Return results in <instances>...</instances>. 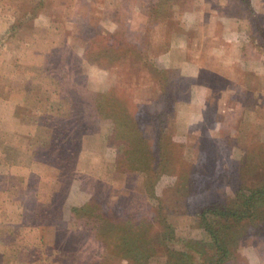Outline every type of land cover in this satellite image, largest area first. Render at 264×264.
Wrapping results in <instances>:
<instances>
[{"label":"rangeland","instance_id":"1","mask_svg":"<svg viewBox=\"0 0 264 264\" xmlns=\"http://www.w3.org/2000/svg\"><path fill=\"white\" fill-rule=\"evenodd\" d=\"M147 1L129 0L130 3L125 1L120 5V2L116 4L112 0H79L81 4L78 0H0V30L4 24L1 17L4 20L7 18L8 22L5 31L0 34V44L8 38L20 42L29 41L31 38H42L47 41L51 49L58 50V57L56 55L54 59L56 61L59 58L61 68L57 73L49 70L41 73L40 69L47 58L43 56L46 48L39 44L29 47L22 45V49L12 51L20 57L10 51L6 52L0 57V65L7 62L9 71L12 68L16 70L15 64L20 62L37 67L36 72L41 75L38 76L41 82L40 89L36 91L39 97L41 87L49 88L59 77L62 80L68 78V81H65L63 95L68 94L72 99L70 101L74 110L68 112L65 99L50 94L43 108L51 117L50 126L36 127L33 130L35 145L39 149L35 152V158L44 161L42 164H37L27 155L26 157L17 155L22 162L30 161L35 174L49 178L55 174L53 169L45 165L48 154L42 142H45L47 137L50 141L55 140L68 146L71 136L68 124H78L77 131L84 129V115L88 111L86 104L79 99H83V96L86 98L85 91L79 84L73 89L70 88V82H84L89 88L98 92L110 84H118L116 85L118 91L126 88L129 95L137 99L136 101L147 102L155 94L157 96L160 89L158 84L148 79L149 70L144 63L149 61L163 71L162 81L168 101L171 103L166 113L164 128V133L170 137V154L153 185L155 199L145 197L140 178L135 173L111 175L110 165L113 166L118 157L117 151L111 144L105 143L109 122L92 116L91 119L98 127V134L82 137L83 141L78 145L80 149L82 145L83 150L89 149L93 153L84 162H81L83 159L76 158L74 164L76 163L78 168L61 175L60 182L55 181L53 189L51 191L49 189L52 195L47 200L50 213H47L44 221L40 222L34 211L24 210L27 211L23 216L24 223L34 225L30 227V236L25 235V238H32L34 242L39 241L37 245L40 244L39 247L35 245L32 247L36 248L33 257L35 264L66 263L65 257L72 251L69 230L75 221L70 209L79 206L92 193L89 179L97 178L98 185L95 189L98 196L107 199L114 207L127 208L131 205L132 209L141 211L142 208L147 210L144 205L148 202L150 211L155 212V207H158L156 204L159 202L162 215L171 217L172 234L175 239L184 240L192 248H196L200 240V233L194 225L195 218L190 216L181 197L178 195L171 197L172 193L181 191L184 177L194 173L202 176L219 171L212 175L217 183L207 192V196L209 198L220 196L231 201L232 196L225 182L228 181L229 176L225 173L234 163L236 165L245 160L252 174L244 175V186L253 188L262 184V175L259 172L264 171V108L261 109L260 105L264 103V97L256 100V108H251L250 115L246 113L248 110H243L240 116L236 108L225 111V106L236 101L241 104L248 101L252 102V105L255 103L248 92L245 90L240 92L236 86L235 80L241 73V64L240 61L237 62L236 57L239 55L240 46L245 47L244 50L248 53H255V50L264 53V36L259 32L264 30V12L249 11L239 0H173L174 6L170 13H165V19L154 25L150 32L151 37L144 50L148 56L139 58L140 61L144 60L140 67H131L128 56L123 59V64L105 65L101 60L86 53H78L82 47V38L91 36L93 40L96 39L97 32L93 27L95 23L99 24L97 26L100 28L111 30L112 23L106 15L104 16L109 10L111 11V8H119L120 12L116 15L119 17L118 21L120 23L124 21L129 25L128 36L134 34L136 25L143 18L139 3H147ZM254 2L264 4V0ZM20 8L28 12L23 13L20 19L28 18V20L20 25L19 37L7 36L6 32H11L15 28L13 26L9 29L10 19L14 16L11 12ZM78 10L81 13H77ZM73 14H76V19ZM77 19L83 25L81 28L83 37L80 38L72 37L75 34L73 35L71 24ZM249 21L253 23L255 32H246L250 26ZM70 45H73L71 50ZM70 51L73 55L71 57ZM0 54L3 55L4 52ZM61 56L67 59L62 60ZM27 58L32 63H26L29 61ZM62 63L64 65H61ZM57 64L56 62L55 66ZM127 76H130L129 79L125 78ZM18 78L22 77L16 76L15 79ZM38 79L31 75L27 87L34 89ZM79 91L81 93H78ZM37 94L34 97H37ZM156 108L154 104H148L146 112L151 113ZM243 113H246L245 117ZM0 137L3 145L10 143L6 139L8 135L0 132ZM39 138L45 140L39 141ZM26 143L33 144L27 140ZM40 152L45 154L44 157L42 153L41 156L39 155ZM42 165L46 166L44 168L48 167L46 171L39 170V166ZM4 166L3 163L0 164V167L4 168ZM0 213L4 221H6L4 217L10 215L9 210L5 209ZM263 216L264 211L258 209L257 222H260ZM112 234L117 233L109 232V235ZM159 237L160 234L156 229L148 235L149 244L155 252V256L149 261L150 264H160L165 257L167 246ZM5 240L9 241V239ZM19 241L21 240L18 239V243ZM246 241L247 246L237 249L228 264H264V242L253 237ZM82 246L89 251L91 260H100L103 250L100 243L87 239L81 242V248ZM6 257L13 258L9 253ZM109 260L110 264H124L119 262L117 257H110ZM2 262L4 264V258ZM12 264L26 263L19 261Z\"/></svg>","mask_w":264,"mask_h":264},{"label":"trees","instance_id":"2","mask_svg":"<svg viewBox=\"0 0 264 264\" xmlns=\"http://www.w3.org/2000/svg\"><path fill=\"white\" fill-rule=\"evenodd\" d=\"M112 1L116 4L120 2V5L125 1L129 2V0ZM239 1L249 11L258 12L260 10L264 12V4H257L255 9L251 8H254L253 2L255 0ZM79 4L81 3L79 2ZM139 4L143 18L136 25L137 29L134 34L128 36L129 25L125 24L124 21L122 23L118 21L119 17L116 15L120 12L119 8H111V11L109 10L107 14H104L112 23L111 30L100 28L97 26L99 24L95 23L93 27L97 32L96 39L93 40L91 36L82 38V47L78 53H86L90 57L101 60L105 65L123 64V59L128 56L131 67H140L144 60L140 61L139 58L148 56L144 50L148 39L151 37V30L154 25L165 19V13H170L174 2L173 0H148L147 3L140 2ZM17 10L11 12V14L14 13V16L10 19L9 29L13 26L15 28L11 32H6L7 36L19 37L20 25L28 20V18L20 19L23 13H28L24 11V8ZM77 13L81 12L78 10ZM73 16L75 18L76 14ZM73 23L71 25L74 31L73 35H75L72 37H83L81 35L82 23L78 22V19ZM249 24L246 32H255L253 23L249 21ZM259 32L264 36V30H259ZM22 42L26 47L39 44L46 48L43 56L47 58V61H44V65L40 69L41 73L45 70L57 73L61 68L59 58L56 61L54 59L58 50L56 48L51 49L44 39L31 38L29 41L23 40ZM72 46L70 45V50ZM69 56H73L71 51ZM65 59L67 58H62V60ZM56 62L58 64L55 66ZM24 63L15 64L16 70L20 71L19 74H26L25 77L27 78H31V75L36 79L38 76L41 77L36 72L37 67ZM144 64L149 70V81L155 82L160 88L157 96L155 94L151 100L147 101L148 103L143 100L136 101L137 99L131 97L126 88L118 91L116 89L118 84H110L98 92L91 87L89 88L84 82H70L72 89L76 84L83 87L86 98L83 96V99L81 98L79 101L86 104L88 113L84 115L83 130L77 131L78 124H68L71 133L68 146L55 140H45L44 146L48 154L45 164L55 171L53 177L38 176L25 169V165L29 161L22 162L18 158V156L26 157L27 155L22 150V147L27 144L25 139H23L25 141H19V147L17 144L10 145L7 143H4V145L7 144L4 147L0 140V164L5 165L4 175L7 184L1 197L6 202L7 208L4 207V209L10 208V215L4 217L6 221L18 220L23 210L34 211L36 218L40 222L44 221L46 214L50 213L47 200L52 196L50 191L53 189L55 181L60 182L61 175L78 168L76 167L77 164H74L76 158L83 159L81 162H84L93 153L89 149L83 150L82 145L80 149L78 145L83 141L82 137L86 138L98 134V127L91 119L92 116L109 122L105 143L111 144L117 151L118 157L113 166L110 165L111 175L120 176L135 173L140 178L145 197L155 199L153 185L158 179L157 175L164 161L170 154V137L164 133V128L166 113L171 103L168 101L167 91L162 81L163 71L149 61H145ZM18 77H22V75ZM129 77L125 78L129 79ZM65 81H68V78L62 80L59 77L49 88L40 90L39 97L36 91H39L41 82L38 79L34 89L27 90L24 95L23 103L27 104L30 109H18L17 113L23 118L27 116L30 121L36 124L49 127L51 117L44 112L43 108H45L50 94L63 97L68 105V112H72L74 110L72 101H70L72 99L68 97V94L63 95ZM41 89L43 88L41 87ZM35 94L37 97H34ZM79 101L77 100V103ZM148 104H154L157 108L148 113L146 112ZM151 130L153 131L151 132ZM218 172L213 171L209 175L202 176L198 173L186 176L182 180L181 191L171 194V197L173 195L181 197L183 204L189 210L188 213L195 218L194 225L200 233V240H198L196 248H192L184 240L175 239L172 234L171 217L162 215L159 202L156 204L158 207H155V212L150 211L151 207L148 202L145 203L144 207H147L149 211L145 208L136 211L132 209L131 205L127 208L114 207L107 199L98 196L95 189V186L98 185L97 178L89 179L92 193L79 206L70 209L75 221L69 230L72 251L71 254L66 255L65 264H110V257H117L119 262H124V264H150L149 261L155 256V252L149 244L148 235L153 229L159 232V239L167 246L165 257L160 264H228L233 259L237 249L241 246H247L246 240L248 238L253 237L264 242V216L260 222H257L258 209L264 211V171L259 172L262 175V184L258 187L248 188L243 184V177L245 174H252L251 170L248 169L245 160L236 165L234 163L231 169L225 173L229 176L228 181L225 182L232 196L231 201L220 196L213 198L207 196V192L217 183L212 175ZM109 232L110 234L111 232L117 234L111 236ZM30 233V228L19 227L16 237L11 241L3 239L2 235L0 236L4 264L8 262L9 264L18 263L19 261L35 264L33 257L36 248L32 247L34 245L39 247L40 244L37 245L39 241L34 242L32 238H25V235L29 234L30 236ZM18 239L21 240L19 243ZM87 239L102 245L100 260H91L87 248L83 246L81 248V242ZM7 253L11 254L14 259L6 257Z\"/></svg>","mask_w":264,"mask_h":264},{"label":"crops","instance_id":"3","mask_svg":"<svg viewBox=\"0 0 264 264\" xmlns=\"http://www.w3.org/2000/svg\"><path fill=\"white\" fill-rule=\"evenodd\" d=\"M255 7H257V3H253ZM8 9V7H7ZM1 20L4 22V24L1 27L0 34H3L5 29L8 26L7 18ZM0 53L4 52L3 55L0 54V57H3L6 52L9 51L14 55L16 53L12 52L13 50H20L22 49L23 42H20L18 40H15L14 38L5 39L2 44H0ZM245 47L240 46L239 48V55L236 57L237 62L240 61L241 64V73L239 74L238 78H236L235 83L237 88H239L240 92L242 90H245L250 94L252 98H254V104L252 105V102L248 101L245 104H241L238 101L231 103L230 105L226 104L225 111H231L235 108L238 109L240 116L242 115L241 112L247 111V114L251 111V108H256V100L261 99L264 97V53L260 51H254L255 53H248L244 50ZM21 55V53H20ZM16 56H19V54H16ZM20 57V56H19ZM22 57V56H21ZM31 56L29 55V58ZM29 58H27L29 60ZM39 61V58L38 60ZM5 63V64H4ZM26 63H32L30 60L26 61ZM37 63V62H36ZM8 64L7 62H3L0 65V132L4 133L5 135H8L6 137L8 144L10 145H16L19 147V141L20 140H27L28 142H31L33 144H26L25 149H23L24 152L27 153V156L33 160V162H37V164H42L44 160L36 159V153L38 147L35 145V137L34 135V129L37 127L45 128V125L36 124L33 121H30L29 118L26 116L23 118L20 116L17 112L18 109H30L27 104L23 103L24 95L27 90H29V86L27 87L28 79L26 74H19L20 71L16 73V70L12 68L10 71L7 70ZM22 73V72H21ZM21 76L22 78L15 79L16 76ZM10 83V84H9ZM28 88V89H27ZM42 91L44 90V87H42ZM231 100V99H230ZM229 100V101H230ZM235 101V100H234ZM260 108H264V103L260 105ZM246 113H243V117H245ZM250 115V114H249ZM256 125H259V123H255ZM46 138V137H45ZM45 138H39V141L45 140ZM50 138L47 137L46 140H49ZM44 145V142H42ZM44 157V153L40 152V156ZM46 165V164H45ZM45 165L39 166L42 171H46L47 168ZM27 170L35 173L34 168L31 167V163L29 161L28 164L25 165ZM5 168V166H4ZM0 167V209H4L6 207V202L2 200V193L6 190V183H5V169ZM40 176V175H38ZM7 208V207H6ZM10 210V208L8 209ZM1 211V210H0ZM27 211H21L18 220H7L4 221L3 217H1L0 213V236L2 235L3 238L9 239L10 241L14 239L17 235L18 228L24 227V228H30L34 225H31L30 223H24L23 216ZM3 246L0 245V264H3Z\"/></svg>","mask_w":264,"mask_h":264}]
</instances>
